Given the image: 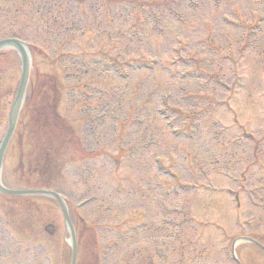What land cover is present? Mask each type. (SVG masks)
I'll use <instances>...</instances> for the list:
<instances>
[{"label":"rangeland","instance_id":"374dc122","mask_svg":"<svg viewBox=\"0 0 264 264\" xmlns=\"http://www.w3.org/2000/svg\"><path fill=\"white\" fill-rule=\"evenodd\" d=\"M7 37L29 45L32 74L56 76L59 113L81 141L80 152L59 149L50 183L77 226L78 264H239L235 240L264 245V0H0ZM1 53L0 144L21 64ZM20 154L14 139L7 187L25 186ZM14 209L41 235L22 229V248L42 241L40 260L71 264L55 199L22 197ZM40 222L53 224L50 250ZM234 253L264 264L252 241Z\"/></svg>","mask_w":264,"mask_h":264},{"label":"trees","instance_id":"16d2710c","mask_svg":"<svg viewBox=\"0 0 264 264\" xmlns=\"http://www.w3.org/2000/svg\"><path fill=\"white\" fill-rule=\"evenodd\" d=\"M60 94V85L54 74L35 72L32 75L28 97L15 135L16 145L21 153L16 170H25L22 160L28 157L29 161L25 171L28 176L24 183L32 184L31 179L36 176L34 185L51 188V181L60 176L63 155L59 156V149L77 147V137L72 127L58 110ZM81 232L82 235L86 234L88 227H81ZM84 244L89 245L87 234ZM93 258L96 260V256ZM95 260L93 264H97Z\"/></svg>","mask_w":264,"mask_h":264},{"label":"flooded vegetation","instance_id":"af4514ba","mask_svg":"<svg viewBox=\"0 0 264 264\" xmlns=\"http://www.w3.org/2000/svg\"><path fill=\"white\" fill-rule=\"evenodd\" d=\"M0 196L4 199L1 202L0 207L2 208V213L5 216L4 217L3 215H0V264H22V254L23 256L27 255L26 264H42L43 262H45V264H51L50 253L45 255L43 261L40 260V250H47L46 245L44 246L42 241L39 243L38 247L33 246V248H29L23 246L22 248V229H26L24 231L28 232L27 229L29 228L30 232H32L31 236H34L35 238H39L41 236L40 233L37 234L33 232L35 229V223L32 222L29 223V225L21 223L15 212L14 208L17 206L19 207L21 203V197L27 198V196H8L1 193ZM12 200H14V203ZM39 224L44 225V230H46L48 233L49 241H46L45 244L49 243L48 249L50 250L52 239V231L50 230V227L52 223H48L46 225L45 223L40 222Z\"/></svg>","mask_w":264,"mask_h":264},{"label":"water","instance_id":"95a60500","mask_svg":"<svg viewBox=\"0 0 264 264\" xmlns=\"http://www.w3.org/2000/svg\"><path fill=\"white\" fill-rule=\"evenodd\" d=\"M5 47H12L16 49L21 58V80L19 83L18 91L16 94L15 101L12 106V110L10 113V119H9V128L7 130V133L5 135L4 141L0 147V172H1V166H2V160L4 156V152L6 150V147L12 137V134L14 132L17 118H18V112L16 113V106L19 103L21 99H23L25 90H26V85L29 79L30 75V59L28 56V47L26 44L18 39H4L0 41V48H5ZM0 189L8 194H48L54 197L58 203L61 206V209L63 211L65 220L70 228L71 231V237H72V264L76 263V253H77V246H76V237H75V230L74 226L69 218L68 210L66 207V204L64 201L61 199L60 195L56 192L53 191H48V190H12V189H7L2 186H0Z\"/></svg>","mask_w":264,"mask_h":264},{"label":"bare ground","instance_id":"6f19581e","mask_svg":"<svg viewBox=\"0 0 264 264\" xmlns=\"http://www.w3.org/2000/svg\"><path fill=\"white\" fill-rule=\"evenodd\" d=\"M21 104H22V99L19 101V103L16 106V113L19 111V108H20ZM240 242H241V240L240 239H237L234 242L235 247H237L240 244Z\"/></svg>","mask_w":264,"mask_h":264}]
</instances>
